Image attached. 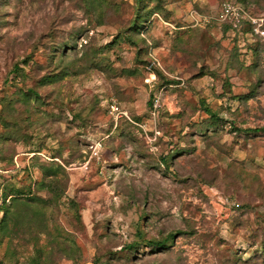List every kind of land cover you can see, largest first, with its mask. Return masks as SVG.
Instances as JSON below:
<instances>
[{
  "label": "rangeland",
  "instance_id": "obj_1",
  "mask_svg": "<svg viewBox=\"0 0 264 264\" xmlns=\"http://www.w3.org/2000/svg\"><path fill=\"white\" fill-rule=\"evenodd\" d=\"M5 206L0 264H264V0H0Z\"/></svg>",
  "mask_w": 264,
  "mask_h": 264
},
{
  "label": "trees",
  "instance_id": "obj_2",
  "mask_svg": "<svg viewBox=\"0 0 264 264\" xmlns=\"http://www.w3.org/2000/svg\"><path fill=\"white\" fill-rule=\"evenodd\" d=\"M245 7V6H244ZM170 15V14H169ZM211 115L212 117H215V115L210 111V110H207ZM8 206H5V207H1L0 208V211H4L5 212V219H4V223H6V220H7V216L9 214V210H8ZM154 245L158 246V248H163L165 249L166 248V242L165 241H161V242H153Z\"/></svg>",
  "mask_w": 264,
  "mask_h": 264
},
{
  "label": "built area",
  "instance_id": "obj_3",
  "mask_svg": "<svg viewBox=\"0 0 264 264\" xmlns=\"http://www.w3.org/2000/svg\"><path fill=\"white\" fill-rule=\"evenodd\" d=\"M112 108H115L114 106H112Z\"/></svg>",
  "mask_w": 264,
  "mask_h": 264
}]
</instances>
